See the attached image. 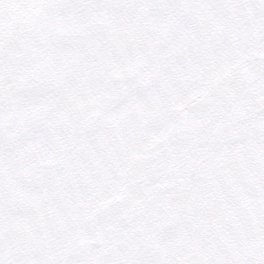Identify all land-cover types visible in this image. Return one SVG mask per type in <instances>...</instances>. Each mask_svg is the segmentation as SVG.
<instances>
[{"label": "rangeland", "instance_id": "obj_1", "mask_svg": "<svg viewBox=\"0 0 264 264\" xmlns=\"http://www.w3.org/2000/svg\"><path fill=\"white\" fill-rule=\"evenodd\" d=\"M0 264H264V0H0Z\"/></svg>", "mask_w": 264, "mask_h": 264}]
</instances>
